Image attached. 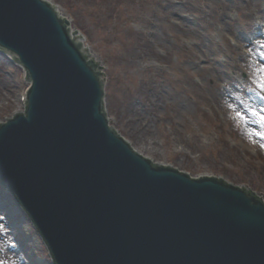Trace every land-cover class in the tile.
Here are the masks:
<instances>
[{
  "label": "water",
  "instance_id": "obj_1",
  "mask_svg": "<svg viewBox=\"0 0 264 264\" xmlns=\"http://www.w3.org/2000/svg\"><path fill=\"white\" fill-rule=\"evenodd\" d=\"M83 48L48 1L0 0V51L30 83L25 113L0 124V186L53 263L264 264V199L136 152Z\"/></svg>",
  "mask_w": 264,
  "mask_h": 264
},
{
  "label": "rangeland",
  "instance_id": "obj_2",
  "mask_svg": "<svg viewBox=\"0 0 264 264\" xmlns=\"http://www.w3.org/2000/svg\"><path fill=\"white\" fill-rule=\"evenodd\" d=\"M47 1L103 67L110 124L137 152L264 199V0ZM28 87L24 70L0 53V123L24 111ZM0 228V260L53 264L2 187Z\"/></svg>",
  "mask_w": 264,
  "mask_h": 264
},
{
  "label": "snow or ice",
  "instance_id": "obj_3",
  "mask_svg": "<svg viewBox=\"0 0 264 264\" xmlns=\"http://www.w3.org/2000/svg\"><path fill=\"white\" fill-rule=\"evenodd\" d=\"M261 49H264V44H261L259 46ZM261 59H264V54L261 55ZM257 72L260 74V81H259V89L261 91H264V65H261L260 68L257 70ZM261 111H264V109H262ZM252 115L256 116L258 115L256 110L252 111ZM241 119H243V116H240ZM259 119L261 121L262 124H264V115H259ZM257 135H259V137L264 140V133H258ZM262 148H264V144L261 145ZM0 231H3L2 228H0ZM14 246V245H12ZM0 264H6L5 261L0 260Z\"/></svg>",
  "mask_w": 264,
  "mask_h": 264
},
{
  "label": "bare ground",
  "instance_id": "obj_4",
  "mask_svg": "<svg viewBox=\"0 0 264 264\" xmlns=\"http://www.w3.org/2000/svg\"><path fill=\"white\" fill-rule=\"evenodd\" d=\"M60 16H63L61 13H60ZM72 33H73V31H72ZM74 37L80 42H82V37L81 36H78V35H75L74 34ZM83 44H84V51L86 52V51H88V53H89V55H90V59H92L93 61H95L96 59L94 58V56H93V54L90 52V50H89V48H87L86 47V45H85V43H84V40H83Z\"/></svg>",
  "mask_w": 264,
  "mask_h": 264
}]
</instances>
